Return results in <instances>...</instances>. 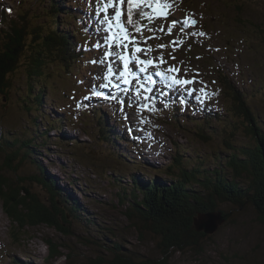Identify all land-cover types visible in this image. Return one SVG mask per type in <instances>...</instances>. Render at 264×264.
I'll return each instance as SVG.
<instances>
[{
	"label": "rangeland",
	"instance_id": "obj_1",
	"mask_svg": "<svg viewBox=\"0 0 264 264\" xmlns=\"http://www.w3.org/2000/svg\"><path fill=\"white\" fill-rule=\"evenodd\" d=\"M52 1L63 7L76 6L73 0H0V30L16 20L30 26L22 61L39 49L32 47L33 27H41V31L48 27L71 29L61 22L67 20L64 11L59 16L50 14ZM85 2L88 4V0ZM92 2L96 10L93 21L98 25L97 30L91 28L96 33L93 63L78 60L79 66L71 72L62 64L51 66L38 79L40 84L49 85L42 89L30 78L28 61H21L11 76L9 95L0 93V171L11 181L26 180L30 190L42 199L49 194L39 178L52 184L66 197V204L80 207L76 209L78 215L70 217L65 231L45 224L20 228L12 223L0 199V264H30L31 260L35 264L93 263L105 254L112 258V251L108 250L116 243L137 255L160 258L163 250L141 221L135 205L130 206V198L121 201L122 187L128 186L129 192L130 184L135 182L134 173L144 181H154L149 169L162 166V176L175 183L171 178L177 177L168 178L165 166L170 165L178 175L184 172L179 161L184 162L187 171L195 168L190 165L193 162L211 170L227 166L223 167L226 178L236 180L233 170L222 161L226 147L215 131L235 130L232 142L237 147L251 146L254 141L245 132L243 119L233 117L226 109L233 100L229 94L232 92L224 87L225 79L231 78L245 95L259 118L260 133H264V38L254 26L263 28L264 0H166L170 5L168 17L151 23L145 19L147 27L141 36L133 35L135 41L124 45L106 39L112 33L105 16L113 15L111 8L102 10L107 0ZM5 8H11L13 14L9 15ZM83 12L88 14L87 10ZM34 42L42 47L40 38ZM137 46L143 51L136 52ZM108 52L113 55L106 56ZM117 54L129 58L132 75H121L126 71L125 62ZM137 57L152 60V66L141 65ZM173 67L178 71L169 72ZM91 72L100 76L98 89L110 95H94V101L104 105L102 112L109 133L101 131L95 114L84 116L88 107L98 104L82 99L92 93L88 87L96 85ZM173 76L193 82L176 84ZM73 89H77L76 93L70 97ZM59 101L65 109L55 106ZM143 105L147 107L141 108ZM204 112L222 114L204 119ZM120 124L124 133L119 132ZM61 131L72 134L77 144L72 145V136L65 138ZM196 132L213 138L199 139ZM120 134L132 142L114 140ZM134 164L141 167L133 169ZM238 182L245 190L251 185L247 176L238 178ZM199 187L194 184L189 190ZM210 190L202 191V196ZM250 197L248 194L247 199L238 200L243 202L241 205L215 199L216 210L224 212L225 218L219 217L215 225H207L215 227V232L202 231L207 236L201 240L200 250L172 248V264H264V219ZM208 200L207 197L204 201ZM51 241L60 251L56 258L51 257Z\"/></svg>",
	"mask_w": 264,
	"mask_h": 264
},
{
	"label": "trees",
	"instance_id": "obj_2",
	"mask_svg": "<svg viewBox=\"0 0 264 264\" xmlns=\"http://www.w3.org/2000/svg\"><path fill=\"white\" fill-rule=\"evenodd\" d=\"M73 2L76 6L70 4L69 7H63L60 2L52 1L50 14L59 16L64 11L68 19L67 21H61L62 24L69 27L74 25V28L72 30L59 31L56 27H48L46 30L43 29L41 31V27H38V30L33 27L32 37L30 38L34 41L40 38L42 47L37 46L33 41L32 47H38L39 49L31 52L29 59L25 61H22V59L28 45L27 40L30 29L28 22L21 23L16 20L8 25L6 24L5 28L0 30V93L6 97L9 95L13 86L10 81L11 76L20 68L21 61L22 63L28 61L30 78L35 79L37 86L42 89L49 87V85L40 84L38 79L43 77L44 73H46L45 71L52 68V65H56L58 62L62 63V61L70 65L72 61H78L77 57L80 51L77 52V48L79 42L83 45V38H81L83 36L80 33L82 29L84 31L88 30V19L85 14L80 12L81 4L79 0H73ZM83 6L86 7L87 5ZM7 12L11 15L14 11L9 8ZM85 17L86 22H84ZM241 23L244 25L243 22ZM251 25H254V23H251ZM254 26L264 38V23L263 28L260 25ZM81 52L83 51L81 50ZM223 83L224 87L232 92L229 94L233 100V102L227 104L226 109L233 113V117L237 118L240 116L243 119L244 130L254 141L251 146L237 147L233 144L231 138L235 135L233 129H217L215 131L216 136H222L226 147L227 154L222 161H226L228 167L230 166L233 170L236 180L226 178L228 174L225 172L226 168L223 167L227 166H223L218 170H211V168L205 167L204 164L199 165L197 162H193L190 165L195 168L187 171V169L183 168V161H179L178 164L181 166V171L184 172H180L178 175L169 168L170 165L166 166V169L169 170L166 176L168 178L174 176L178 178V180L177 178H171L175 183L168 182V179L162 176L165 171L162 174L159 173L160 176H158L157 181L150 180L145 182L134 175L136 182L130 184L129 192L127 191L128 186L122 188L123 199L130 198V206L135 205L137 213L142 217L141 221L152 231L156 237L159 249L163 250L162 257L156 258L145 253L137 255L125 245L116 243L110 246L108 250L112 251V258H108L105 256L107 254H105L96 258L93 263L90 261L85 264H172L169 256V251L172 248L179 250L186 249V247L201 249V240L207 235L199 231L197 226L194 225V218L197 214H210L213 212L216 213L218 218H225L224 212L220 213L216 210L215 199L234 204L238 203V200L247 199L248 194H250V199L254 203L260 218L264 219V133H260L257 122L259 118L254 114L247 98L244 100L241 97L240 92L230 79H225ZM101 118L104 120L102 116ZM61 134L68 139L72 136L69 133L65 134L64 131ZM196 136L205 140L212 137L203 132H196ZM73 139L72 136L71 140L74 142L72 145L77 143ZM238 150L239 154L236 153ZM243 176L250 178L251 185L247 190L239 186L238 178ZM38 182L42 183L48 190V198L42 199L31 191L29 188L30 183L26 180H22V183L11 181L5 172L0 171V199L4 202L7 215L12 223L20 228L45 224L65 231V225L71 223L70 217L72 218V215L73 217L78 215L76 209L80 207L72 206L69 203V205L66 204V199L54 189L52 184L40 178ZM190 182H193L192 185H199L204 192L207 188H211V190L209 194L203 192L206 196H202L200 187L199 189L194 188L193 191L189 190L191 189L190 186H192ZM257 186H260L258 194L256 193ZM207 197L209 200L204 201ZM242 203L238 204L241 205ZM139 206H141L140 210H138ZM14 233L18 240V230L15 229ZM50 243L51 257L56 258L58 257L57 255H60V251L57 245L52 241ZM29 262L30 264H35L32 260Z\"/></svg>",
	"mask_w": 264,
	"mask_h": 264
},
{
	"label": "snow or ice",
	"instance_id": "obj_3",
	"mask_svg": "<svg viewBox=\"0 0 264 264\" xmlns=\"http://www.w3.org/2000/svg\"><path fill=\"white\" fill-rule=\"evenodd\" d=\"M126 6V7H125ZM170 5L166 2L162 3V0H107V2L103 6V11L107 12L109 8L113 9L112 16H105V21L108 23V30L112 33L106 39L112 43H117L124 45L126 41L134 42L135 37L132 35V32L129 30V26L137 33L143 32V30L147 27V25L140 23V20L147 19L149 23H151L154 19L159 17H167L169 15L168 8ZM145 9H151V12L145 11ZM126 17V19H125ZM193 23H195L193 21ZM176 21H173V26H175ZM115 29V31H113ZM151 30V29H149ZM163 30V29H161ZM171 27L168 29L171 32ZM203 35V33H201ZM126 46V45H125ZM99 47V45H97ZM158 47L163 48L166 45H158ZM143 51L139 46L136 47V52ZM106 56L113 55L112 52H108L105 54ZM118 58L124 60L125 62V73L121 75H132L128 70V62L129 58L124 54H117ZM174 58V57H173ZM139 60V57H137ZM161 62H163V58L161 57ZM141 65H151L153 63L152 60H139ZM141 71H146V69L141 68ZM169 72H177L178 69L175 67L170 68ZM160 75V73H157ZM172 80L176 84H189L193 81L189 80H180L176 79V77H172ZM130 81L125 80V83H129ZM137 93L139 94V89H137ZM99 95V93H96ZM147 107L146 105L141 106V108ZM146 122V121H143Z\"/></svg>",
	"mask_w": 264,
	"mask_h": 264
},
{
	"label": "bare ground",
	"instance_id": "obj_4",
	"mask_svg": "<svg viewBox=\"0 0 264 264\" xmlns=\"http://www.w3.org/2000/svg\"><path fill=\"white\" fill-rule=\"evenodd\" d=\"M93 4L94 2H92V0H88V4ZM94 8V5L92 6V9ZM80 12L82 13V14H84V12H83V10H80ZM87 12H88V14L90 15L92 12L91 11H89V10H87ZM93 17H95L94 15H93ZM84 40L86 39V38H83ZM79 47L77 48V50L78 51H80L81 52V50L83 51V52H85V48L82 46V43L81 42H79V45H78ZM118 61V60H117ZM154 65V64H153ZM156 65V64H155ZM164 65V64H163ZM152 66V65H151ZM166 72V71H165ZM167 73V72H166ZM171 75H173V73H171ZM159 76V75H158ZM152 80V79H151ZM154 84V83H153ZM151 86V85H150ZM151 88V87H150ZM153 88V87H152ZM165 105H169V104H165ZM75 109H77V108H75ZM74 109V110H75ZM184 109V108H183ZM90 119V118H89ZM195 120V119H194ZM77 122V121H76ZM80 122V121H79ZM82 122V121H81ZM93 122V121H92ZM211 122V121H210ZM101 125H103L104 126V129L106 130V131H103V129L101 130L102 132H104V133H109V131H108V128L107 127H105V122H103ZM112 129V128H111ZM89 130V129H88ZM120 131H122V133H124V130H123V126H122V124H120V126H119V132ZM61 132H63V131H61ZM65 135V134H64ZM121 135V134H120ZM70 136V135H69ZM71 137V136H70ZM114 137H117V136H114ZM66 138V137H65ZM120 140V142H123V141H126L128 144L129 143H131L132 141H130V140H126L125 139V137H122V135H121V138L119 139ZM177 143V142H176ZM175 144V143H174ZM152 180V179H151ZM135 182H136V179H135ZM145 182H148V181H145ZM126 186H123L122 188H125ZM121 198V201H122V199H123V197H120ZM46 202V201H45ZM202 214H204V213H202ZM215 213H213V212H211L210 214H206V215H208L209 216V219L208 218H206V220L207 221H205V222H202V224L205 226V227H208L207 225L208 224H213V225H215L214 224V222H215V220L216 219H218V217H217V215L215 214ZM198 227H201V226H198ZM211 231H213V232H215L214 231V228L215 227H208ZM207 231V232H209V233H211V231Z\"/></svg>",
	"mask_w": 264,
	"mask_h": 264
},
{
	"label": "water",
	"instance_id": "obj_5",
	"mask_svg": "<svg viewBox=\"0 0 264 264\" xmlns=\"http://www.w3.org/2000/svg\"><path fill=\"white\" fill-rule=\"evenodd\" d=\"M206 218L209 219V216L206 214H199L197 215L194 219H195V224L198 228L199 231H205L207 233V231H209L210 229L208 227H205L202 222L207 221ZM201 226V227H198ZM211 231V230H210ZM212 232V231H211Z\"/></svg>",
	"mask_w": 264,
	"mask_h": 264
}]
</instances>
